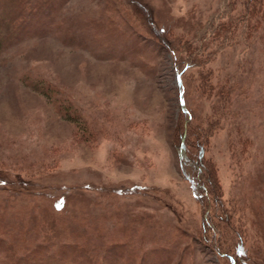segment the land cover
I'll list each match as a JSON object with an SVG mask.
<instances>
[{
	"label": "rangeland",
	"instance_id": "rangeland-1",
	"mask_svg": "<svg viewBox=\"0 0 264 264\" xmlns=\"http://www.w3.org/2000/svg\"><path fill=\"white\" fill-rule=\"evenodd\" d=\"M58 4L0 51V264H264V0Z\"/></svg>",
	"mask_w": 264,
	"mask_h": 264
},
{
	"label": "trees",
	"instance_id": "trees-1",
	"mask_svg": "<svg viewBox=\"0 0 264 264\" xmlns=\"http://www.w3.org/2000/svg\"><path fill=\"white\" fill-rule=\"evenodd\" d=\"M58 1L59 0H0V51L5 48L6 46L12 44L14 42L13 39L20 38V36L27 35L33 32H38L40 25L45 23L46 19H48L47 15H55L56 10L58 8ZM12 9V11L9 10ZM9 10V11H8ZM14 10V11H13ZM83 24V23H80ZM81 26V25H80ZM16 41V39H15ZM136 43V42H135ZM137 44V43H136ZM188 65H183V67H180V65H176V71L181 75L183 74L188 68ZM50 88V86H49ZM46 88L47 92H50V88ZM52 92V91H51ZM183 106V103L181 104ZM184 113H190L187 108H185ZM187 136V124L186 129L183 132L182 140H181V155L184 158L185 152H187L186 149V143H185V137ZM197 145L198 150L195 155H197V162L202 164L205 157V145L204 142L201 140V138H197ZM194 154V153H193ZM209 169L210 175H212L211 168ZM188 179L192 182L194 189H195V197L197 199L202 198H209L211 196V193L209 192V187L205 185H200V182L195 180L194 178H190L188 176ZM6 180V179H5ZM4 180V181H5ZM3 184V179L0 178V185ZM214 188V184L212 182L210 183V189ZM140 188L138 186H134V189ZM213 190V189H212ZM32 194V193H31ZM61 197V196H60ZM59 196L53 201L54 208L56 210H60V203L58 202ZM62 209V208H61ZM61 220H47L48 228L51 230L50 234L47 235L45 241H43V244H40L39 242H32L36 239L27 237L23 238L24 244L23 249L27 251V255L25 256H38V263L44 264V260L49 257L50 250L52 247L56 248L55 250H63L66 247H74L76 248L77 245L69 244L67 240L68 237L66 236V228L62 225L64 224L63 221L59 222ZM115 241V240H114ZM111 241V242H114ZM108 242L104 244L103 246V254L104 252H111L113 247H110V243ZM6 243V242H5ZM8 245H11L9 247L8 251H15L14 245L10 243H6ZM79 247V246H78ZM81 249V247H79ZM7 251V249H5ZM83 252L86 250L85 248L81 249ZM7 251V252H8ZM55 253V251H53ZM54 253L52 254L54 256ZM13 258L15 253L12 254ZM85 256V253L82 255ZM46 257V258H44ZM12 259V258H11ZM63 258L59 257L60 262L63 261ZM15 262L12 260V264H19L18 257L15 258ZM21 260V258H20ZM41 260V261H40ZM32 263V262H31ZM46 263H48V260H46Z\"/></svg>",
	"mask_w": 264,
	"mask_h": 264
}]
</instances>
